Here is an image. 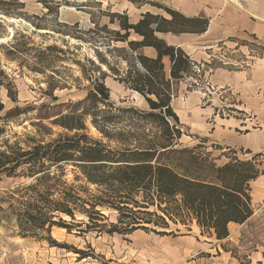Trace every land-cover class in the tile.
<instances>
[{
  "label": "rangeland",
  "instance_id": "374dc122",
  "mask_svg": "<svg viewBox=\"0 0 264 264\" xmlns=\"http://www.w3.org/2000/svg\"><path fill=\"white\" fill-rule=\"evenodd\" d=\"M6 1L0 2V7L10 11L8 14L0 11V104L4 105L0 110V147L18 139L25 145L28 135L46 140L58 136L63 130L53 123L56 112H67L68 103L88 94L91 87L88 75L101 76L92 61L106 72L104 82L117 106L149 108L141 93L118 80V74L126 70V57L134 52L123 50L126 42L114 40L109 30H118L120 22L117 17L110 22V17L127 14L131 22H138L145 13L139 10H146L169 18V13L158 5L174 8L175 0H148L156 5L135 4L131 0ZM136 38L134 34L130 36ZM229 41L210 45L194 43L195 49L191 47L194 56L201 50V54L207 51V59L192 58L202 72L199 77L195 72L178 81L173 97L183 129L180 142L194 146L205 140L207 150L218 159V164L229 160L224 155L229 147L236 149L240 158H250L251 153L258 151L264 153L263 83L243 88L212 80L217 68L232 72L255 67L257 58L264 57V44L256 38L236 44ZM106 61L111 65L107 66ZM169 66L167 62V70ZM54 84L58 87L52 90ZM16 106L20 112L8 114ZM45 114L52 116L42 118ZM42 123L50 129L41 128ZM87 126L90 136L107 141L90 119ZM242 141L246 145L242 146ZM248 150L252 152L248 154ZM72 177L69 171L67 178L72 180ZM22 181L3 176L0 194ZM261 181L264 177L251 182L255 208L252 217L245 223L230 225L229 237L221 240L214 232L203 233L194 221L189 225L172 222L167 229L173 231L171 234L145 229L126 235L106 231L80 233L77 227L69 231L55 226L51 236L57 244H50L47 240L22 236L16 221L0 212V264H264V182L260 184ZM106 214L109 222L117 219L115 210H106ZM70 247L83 252L77 253Z\"/></svg>",
  "mask_w": 264,
  "mask_h": 264
},
{
  "label": "trees",
  "instance_id": "16d2710c",
  "mask_svg": "<svg viewBox=\"0 0 264 264\" xmlns=\"http://www.w3.org/2000/svg\"><path fill=\"white\" fill-rule=\"evenodd\" d=\"M158 6L169 18L154 12L143 13L138 22H131L127 14L110 17V22L115 17L120 22L118 30H109L114 40L126 42L128 49L123 50L134 52L126 57V70L118 74V80L141 93L148 109L117 106L104 82L106 72L92 61L101 76L88 75V94L68 103L67 112H56L53 123L63 130L58 136L46 140L28 135L25 145L18 139L0 147V179H24L0 194V212L16 221L22 236L57 244L51 236L55 226L69 231L77 227L80 233L126 235L145 229L171 234L167 229L172 222L189 225L195 221L203 233L214 232L221 240L229 237L231 223H245L254 214L251 182L264 175V153L248 150L250 158H240L229 147L224 153L229 160L218 164L205 140L194 146L180 142L183 129L173 97L178 81L195 75V62L160 34H200L208 29L210 19ZM0 11L10 13L2 7ZM132 34L138 38L130 39ZM144 47H152L157 55L139 52ZM57 87L51 85L52 90ZM19 112L16 106L8 114ZM88 119L107 141L89 135ZM42 127L50 129L43 123ZM69 171L72 180L67 178ZM106 210H115L117 219L109 222Z\"/></svg>",
  "mask_w": 264,
  "mask_h": 264
},
{
  "label": "crops",
  "instance_id": "0c3cea01",
  "mask_svg": "<svg viewBox=\"0 0 264 264\" xmlns=\"http://www.w3.org/2000/svg\"><path fill=\"white\" fill-rule=\"evenodd\" d=\"M215 2L219 4L216 6ZM226 2L225 0H175L174 9L179 10L183 14L188 16H199L202 14L210 19L208 29L200 34L190 32L175 34L169 32L161 33L160 36L165 38L168 43L182 47L191 55V58L195 57L199 58V60L202 58L207 59V51L201 54L203 51L201 50L197 56H194V51L191 50V47L194 49L196 47L194 43H199L197 45L208 43L210 45L216 43V41L229 39V43L236 44L241 40L247 41L249 38H256L261 44H264V0H226ZM139 12H146V10H139ZM130 13L134 12L130 11ZM143 49L150 51V53L144 51L149 56L154 57L157 55V52L152 47H144ZM257 59L256 66L247 71L233 70L231 72L224 68H217L215 74L212 75V80L221 85H230L232 87L234 85H242L240 87L244 88L256 82H262L263 84H261L264 86V57ZM165 61L167 63L168 59H165ZM240 143L242 146L246 145L243 141ZM262 177L264 175L256 180ZM263 182L261 181L260 184H263ZM233 224L236 223H231L230 225Z\"/></svg>",
  "mask_w": 264,
  "mask_h": 264
},
{
  "label": "built area",
  "instance_id": "2783aa9c",
  "mask_svg": "<svg viewBox=\"0 0 264 264\" xmlns=\"http://www.w3.org/2000/svg\"><path fill=\"white\" fill-rule=\"evenodd\" d=\"M210 56L213 57V55H210ZM211 59H213V58H211ZM194 71L196 72V75H198V77H199V74L202 72V69L200 68V66L194 65Z\"/></svg>",
  "mask_w": 264,
  "mask_h": 264
}]
</instances>
